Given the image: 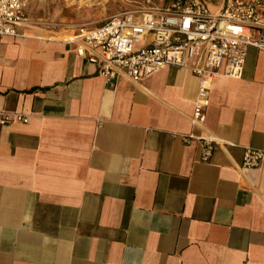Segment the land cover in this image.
Instances as JSON below:
<instances>
[{
	"label": "crops",
	"instance_id": "1",
	"mask_svg": "<svg viewBox=\"0 0 264 264\" xmlns=\"http://www.w3.org/2000/svg\"><path fill=\"white\" fill-rule=\"evenodd\" d=\"M46 2L0 35V110L29 115L0 129V264H264V158L242 168L264 149V51L214 78L195 125L192 70L110 86Z\"/></svg>",
	"mask_w": 264,
	"mask_h": 264
},
{
	"label": "built area",
	"instance_id": "2",
	"mask_svg": "<svg viewBox=\"0 0 264 264\" xmlns=\"http://www.w3.org/2000/svg\"><path fill=\"white\" fill-rule=\"evenodd\" d=\"M30 2L0 0V35L18 33L28 20ZM68 40L113 87L123 78L138 81L165 66L189 68L199 78L192 122L202 125L214 78L241 77L248 48L264 51V0H144L138 8L82 28ZM28 121L27 114L0 110V129ZM183 139L200 140L202 159H210L213 139L195 134H183ZM263 158L264 149L247 146L242 168H258Z\"/></svg>",
	"mask_w": 264,
	"mask_h": 264
},
{
	"label": "rangeland",
	"instance_id": "3",
	"mask_svg": "<svg viewBox=\"0 0 264 264\" xmlns=\"http://www.w3.org/2000/svg\"><path fill=\"white\" fill-rule=\"evenodd\" d=\"M144 0H47L40 12L44 22L61 27L88 28L102 24L106 19L143 5ZM71 36V35H70Z\"/></svg>",
	"mask_w": 264,
	"mask_h": 264
},
{
	"label": "bare ground",
	"instance_id": "4",
	"mask_svg": "<svg viewBox=\"0 0 264 264\" xmlns=\"http://www.w3.org/2000/svg\"><path fill=\"white\" fill-rule=\"evenodd\" d=\"M33 4H34V2H33ZM30 24V23H29Z\"/></svg>",
	"mask_w": 264,
	"mask_h": 264
}]
</instances>
